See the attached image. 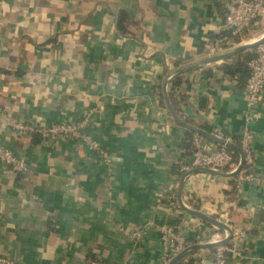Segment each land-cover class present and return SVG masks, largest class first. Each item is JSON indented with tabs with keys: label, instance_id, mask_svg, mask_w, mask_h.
Segmentation results:
<instances>
[{
	"label": "crops",
	"instance_id": "1",
	"mask_svg": "<svg viewBox=\"0 0 264 264\" xmlns=\"http://www.w3.org/2000/svg\"><path fill=\"white\" fill-rule=\"evenodd\" d=\"M229 1L0 0V121L18 124L0 128V145L27 164L24 172L0 164V255L21 264H163L158 227L169 223L187 243L180 264H212L213 246H190L222 239L226 228V264H264V87L249 125L255 179L236 189L235 173L193 170L179 196L185 126L163 92V60L181 65L262 35L264 6L240 40L225 39ZM119 9L126 33L116 29ZM234 54L180 70L167 99L184 122L236 143L243 81L218 66ZM58 121L83 123L98 149L47 140L43 129Z\"/></svg>",
	"mask_w": 264,
	"mask_h": 264
},
{
	"label": "built area",
	"instance_id": "2",
	"mask_svg": "<svg viewBox=\"0 0 264 264\" xmlns=\"http://www.w3.org/2000/svg\"><path fill=\"white\" fill-rule=\"evenodd\" d=\"M264 6V0H233L225 4L222 27L230 28L231 33L235 34L245 28L252 27L258 14ZM247 74L243 80V91L245 94L246 111L240 127L238 142L236 143L242 152V163L235 172L233 187L238 189L243 182L255 179L252 173L253 165V133L249 127L253 118V111L259 101L261 91L264 87V39L254 46L253 54L245 62ZM236 78L235 75H231ZM165 77V76H164ZM163 89L167 90V81ZM11 124L17 126L12 119H3L0 121V128L4 129ZM83 123H70L58 121L50 123L43 129V135L47 140H56L57 138H76L81 139L88 148L98 149L97 141L82 129ZM222 137V136H221ZM229 140L228 137H223ZM204 135L193 132L190 138L189 153L185 154L178 164V173H189L196 167H208L218 171H231L238 163V156L235 162H232L233 154L231 150L223 146L207 147L204 143ZM231 141V140H229ZM224 144V143H223ZM101 152V151H100ZM107 160V159H104ZM0 164L11 169L14 172H24L27 164L22 155L14 153L7 147L0 145ZM244 164V166H242ZM230 166V167H228ZM185 174V175H186ZM184 175V176H185ZM158 229L163 237L162 252L165 255L163 264H168L170 258L184 249L187 245L184 236L179 228L174 225L163 223ZM131 236L139 235V231H132ZM221 237L212 238L211 241H218ZM231 247L225 243H218L213 246L212 264H226L228 253ZM0 264H21L12 257L0 255Z\"/></svg>",
	"mask_w": 264,
	"mask_h": 264
},
{
	"label": "trees",
	"instance_id": "3",
	"mask_svg": "<svg viewBox=\"0 0 264 264\" xmlns=\"http://www.w3.org/2000/svg\"><path fill=\"white\" fill-rule=\"evenodd\" d=\"M127 16V13L124 9H119L117 14H116V29L118 31H120L121 33H126V29L123 26V20L124 18ZM222 35L225 36V39H231L232 41H238L240 40V38L242 36H244L245 33H247L249 31V28H245L242 31L232 34L230 28H224L222 29ZM253 49L254 46L251 48H247V49H242L238 52H236L233 56H231L230 61H223L221 63H219V67L222 68L224 71L228 72L230 75H235L237 79H239V81H243L245 75L247 74V68L245 65L246 60L252 56L253 54ZM164 63V73H167L169 70L176 68L179 65V62L177 60H173L172 62H170L168 64L165 63V60H163ZM202 72H205L206 74L210 73V69L206 68L205 66L201 67ZM180 78H181V71H177L175 73H173L168 81H167V85H168V89H167V96L168 97H173V92H172V88H174L175 86H178L179 82H180ZM159 97H163L162 93H159ZM172 100V99H171ZM189 124V123H188ZM193 130L187 126H185V130H184V134L182 139L180 140V147L183 149L185 154L189 153V147H190V138L191 135L193 134ZM238 142V140L236 141V143ZM218 146H223L225 148H227L228 150L232 151L233 154V159L232 162H235L238 156L237 151L232 148L231 146H228L226 144L223 143H219L217 144ZM244 166V164L242 165ZM230 167V166H228ZM180 260L181 257H179L178 259L174 260L172 262V264H180Z\"/></svg>",
	"mask_w": 264,
	"mask_h": 264
},
{
	"label": "water",
	"instance_id": "4",
	"mask_svg": "<svg viewBox=\"0 0 264 264\" xmlns=\"http://www.w3.org/2000/svg\"><path fill=\"white\" fill-rule=\"evenodd\" d=\"M264 39V32L262 33V35H260V37H258L257 39H253V40H250V41H247L245 43H241V44H238V45H235L234 47H232V49H230L229 51H226L224 53H221V54H214V55H210L208 57H205L203 59H198V60H195V61H191V62H188V63H184V64H181V65H178L176 68H173L171 70H169L166 74H165V77L163 79V87H164V84L166 83V77L167 76H171L173 73L177 72V71H180L182 69H185L189 66H193V65H198V64H201V63H205V62H208V61H213V60H217V59H220L222 57H226V56H229L231 54H234L242 49H247V48H250V47H253L255 46L257 43H259L261 40ZM163 92H164V97H165V101H166V105H167V108L168 110L170 111V113L172 114V116L174 117V119L176 121H178L179 123H181L182 125L184 126H187L189 128H191L193 131H196L197 133H200L204 136H210L212 139L216 140L217 142L219 143H224L228 146H231L232 148H234L237 153H238V163L236 165V167L231 170V171H227V173H230V174H233L235 173L241 163H242V152L239 148V146L232 142V141H229V140H226L224 139L223 137H219V136H216L214 134H211V133H208L207 131L197 127V126H194V125H191V124H188L186 122H184L176 113L175 111L172 109L168 99H167V95H166V91L165 89H163ZM198 169H203L205 171H209V172H213V173H223L222 171H217V170H214V169H210L208 167H196V168H193V170H198ZM186 174V172L184 173H181L180 176H179V180H178V185H177V196L180 195V187H181V183H182V180L184 178V175ZM185 209H187L188 211H190L191 213L207 220V221H211L213 223H216L218 225H222L223 226V223L212 218V217H209L207 215H204L202 213H200L199 211H196V210H192V209H188L185 207ZM227 229V234L225 235L224 238L218 240V241H212V242H208V243H196V244H193L190 246V248H194V247H203V246H214L218 243H224L225 241H227V239L231 236V230L226 228ZM184 250L178 252L175 256L172 257V259L169 261L168 264H170L176 257H178Z\"/></svg>",
	"mask_w": 264,
	"mask_h": 264
}]
</instances>
